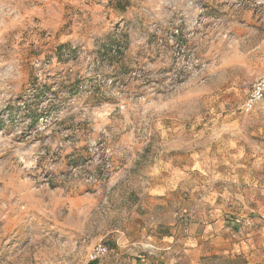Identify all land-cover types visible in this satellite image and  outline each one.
<instances>
[{
	"label": "rangeland",
	"instance_id": "374dc122",
	"mask_svg": "<svg viewBox=\"0 0 264 264\" xmlns=\"http://www.w3.org/2000/svg\"><path fill=\"white\" fill-rule=\"evenodd\" d=\"M263 76L264 0H0V264H145L233 183L263 241L197 264H264Z\"/></svg>",
	"mask_w": 264,
	"mask_h": 264
},
{
	"label": "crops",
	"instance_id": "0c3cea01",
	"mask_svg": "<svg viewBox=\"0 0 264 264\" xmlns=\"http://www.w3.org/2000/svg\"><path fill=\"white\" fill-rule=\"evenodd\" d=\"M229 188V194L219 188V192L212 196L213 200H209L208 211L204 214L202 234L198 233V227H191L182 240L176 236L166 237L167 240L164 241L148 237L150 239L145 243L150 244L151 248L143 254L146 256L145 264H197L199 246L205 241H209L216 249L225 248L233 256L236 253L247 255L248 259L254 261L256 248L263 241L256 226L259 216L248 206L241 183H233ZM231 192L234 193L232 199L240 205L244 204V207L227 206ZM132 259L129 258L128 264H135Z\"/></svg>",
	"mask_w": 264,
	"mask_h": 264
},
{
	"label": "built area",
	"instance_id": "2783aa9c",
	"mask_svg": "<svg viewBox=\"0 0 264 264\" xmlns=\"http://www.w3.org/2000/svg\"><path fill=\"white\" fill-rule=\"evenodd\" d=\"M264 100V76L257 79L251 86L247 93L246 99L242 105V111L244 113H251L253 109ZM108 252V247L103 244H98L93 252V259L102 257Z\"/></svg>",
	"mask_w": 264,
	"mask_h": 264
},
{
	"label": "trees",
	"instance_id": "16d2710c",
	"mask_svg": "<svg viewBox=\"0 0 264 264\" xmlns=\"http://www.w3.org/2000/svg\"><path fill=\"white\" fill-rule=\"evenodd\" d=\"M60 50H62V48H60ZM72 88L73 87H77L78 86V82H77V80L76 79H73L72 80ZM43 92L40 90V92H39V94L38 95H40V94H42ZM33 110V109H32ZM42 111V110H41ZM41 112H39V111H33L32 112V116H30L31 117V121H35V120H37V118H39L40 116H41Z\"/></svg>",
	"mask_w": 264,
	"mask_h": 264
}]
</instances>
